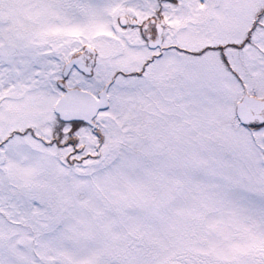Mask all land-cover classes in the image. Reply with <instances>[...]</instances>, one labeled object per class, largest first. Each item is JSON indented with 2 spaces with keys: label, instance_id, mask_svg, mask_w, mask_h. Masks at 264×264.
<instances>
[{
  "label": "snow or ice",
  "instance_id": "6c2138e0",
  "mask_svg": "<svg viewBox=\"0 0 264 264\" xmlns=\"http://www.w3.org/2000/svg\"><path fill=\"white\" fill-rule=\"evenodd\" d=\"M0 264H264V0H0Z\"/></svg>",
  "mask_w": 264,
  "mask_h": 264
}]
</instances>
